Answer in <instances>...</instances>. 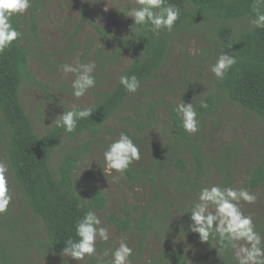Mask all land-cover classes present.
I'll return each instance as SVG.
<instances>
[{
	"label": "rangeland",
	"instance_id": "rangeland-1",
	"mask_svg": "<svg viewBox=\"0 0 264 264\" xmlns=\"http://www.w3.org/2000/svg\"><path fill=\"white\" fill-rule=\"evenodd\" d=\"M137 6L136 0H40L39 3H31L30 8L34 9V19L37 24L36 37L32 36L24 26V31L27 32L24 48L34 78L24 80L20 101L37 135L43 136L64 110L67 111L72 106L78 108L92 106L101 94L112 90L123 70L132 61L130 52L119 57L113 56V52L120 38H132L134 20L126 16L130 8ZM28 13L29 9L25 13L27 18H29ZM91 24L108 31L110 37L100 36ZM28 25L29 23L27 27ZM76 29L78 33L73 36ZM165 32L169 35L171 48L158 79L140 87L134 93V99L102 127L98 138L89 139V136L85 135L77 142L81 145L83 141L89 140L91 144H89V152L78 163L75 184L80 194L85 193L86 199L92 185H95L105 197L104 209L95 212L103 226L109 229L110 239L107 242L97 241V256L105 250L118 247L123 238L133 249L131 264H222V258L217 256L218 254L209 244L201 242L200 239L188 238L179 230V220L183 218L181 209L185 212L191 211L199 193L188 194L181 190L178 197L170 186L158 185L162 192L164 189L169 200L179 206L175 207L167 217L168 231L157 233L156 229L146 233L140 231L135 223L140 212L153 201L154 193L149 180L142 178L130 184L125 172L123 174L113 172L110 176H105L103 173L105 166L103 152L108 145L118 139L122 132L132 139L136 134L132 127L120 121L122 117L134 113L133 107L146 106L148 100L154 105L162 101L156 112V121L139 135L142 138L141 143L138 144L141 159L130 166L139 173L144 169L151 173V165L157 162V159L164 163L163 149H167L166 135H170L167 124V119L170 117L169 105L176 107L181 102L182 95L185 103L190 101L200 103L210 92L215 93L217 102L214 113L208 118L210 121L206 123L205 136L202 134L206 155L213 162H217L220 148L224 151L230 149L229 154L232 157L230 168L236 189H240L246 173L257 164V156L264 148V120L242 112L237 105L212 90L215 77L210 67L217 59L214 57L213 40L207 38L210 29L204 27L199 31L187 29ZM193 50H196V55H192ZM77 60L81 63L96 64L94 72L96 86L81 98L72 95L71 82L75 78L74 74H65L60 68L64 63L75 66ZM184 84L192 92L187 91L186 88V90L182 89L186 86ZM160 88H166L164 93L159 91ZM145 92L148 95H145ZM132 116L133 119L139 120L140 114ZM145 119H147L146 115H144ZM61 147L59 146L58 151L53 154L51 167L56 165ZM0 162L8 167L6 178L12 195L8 210L11 220L15 223L14 227L11 222L6 226L7 236L13 237V233H16L14 228L16 230L17 226L20 243L29 250L20 264H49L48 258L55 261L65 260L68 264H98L97 257L77 262L70 257H62L56 252L45 251L44 255L47 256L45 260L37 253L36 245L45 239L43 226L32 218L24 204L22 195L11 176L1 140ZM166 164L171 168L170 162ZM220 177L215 165L208 166L202 187L219 185ZM250 193L256 196L255 203L242 202L241 207L245 215L253 217L256 231L264 235V186ZM176 199L179 202H176ZM157 207L148 208L149 215L154 214ZM126 211L130 212L131 226L127 233H122L117 230L109 217L111 215L123 217V212ZM169 249H175L176 254L183 259V263L176 260ZM16 250L15 248L14 251ZM231 254L234 259L232 249ZM109 259H111L110 255L105 257V261ZM233 261L236 264L235 259Z\"/></svg>",
	"mask_w": 264,
	"mask_h": 264
},
{
	"label": "trees",
	"instance_id": "trees-1",
	"mask_svg": "<svg viewBox=\"0 0 264 264\" xmlns=\"http://www.w3.org/2000/svg\"><path fill=\"white\" fill-rule=\"evenodd\" d=\"M39 2L40 0H31L33 4ZM167 2L180 8V17L172 30L199 31L207 27L210 29L207 38L213 40L214 57L217 59L223 50L237 58V64L229 70L223 80L214 78L212 90L237 105L242 112L264 120V28H254L249 23V20L254 18L252 0H167ZM33 12L34 9L29 8V18L25 14L13 17L12 23L23 33L22 38L0 54V140L4 145L11 176L25 206L32 218L43 226L45 239L36 247L37 253L47 260L45 251L61 254L68 239H78L76 222L88 210L100 212L104 209L105 197L95 185L87 192L86 199L85 193L80 194L75 184L78 163L89 152L91 144L89 140L83 141L81 145L77 142L85 135H88L89 139L98 138L102 127L134 99V93L125 91L119 84V77L112 90L101 94L92 105L96 111L90 119L78 121L74 132L67 133L64 128L53 124L43 136L37 135L20 101L24 80L34 78L24 48V38L27 35L24 26L36 37L37 24ZM91 25L100 36L110 37L108 31ZM77 31L78 29L73 36L78 33ZM132 35V38H120L116 42L113 56L119 57L130 52L132 61L120 76L136 75L142 87L158 79L168 58L171 43L165 31L155 33L146 26H134ZM229 45L231 46L228 47ZM187 87L186 85L182 89L186 90ZM165 90L166 88H160L159 91L164 93ZM187 91L191 89L188 88ZM204 101L208 105L207 108L200 107V103H193L200 120L199 131L194 135L184 131L181 120L175 113L176 107L170 104L168 108L170 117L167 119L170 135H166L164 163L157 159V162L151 165V173L144 171L145 169L139 173L131 168L125 172L130 184L142 178L148 179L154 193L152 203L136 217L135 225L142 232L147 233L156 229L157 233L168 231L167 217L179 206L169 200L164 189L163 193L158 185L170 186L178 197L181 190L188 194H197L202 188L208 166L215 165L217 174L222 177L219 185L234 188L230 149L224 151L220 148L217 162H213L203 149L202 134L205 136L206 123L210 121L208 118L215 110L217 102L215 93L210 92ZM159 103L162 101L154 105L148 100L146 106L133 107L132 115L139 113V120L133 119L132 115L120 119L121 123L136 131L133 141L137 145L142 140L139 137L140 133L145 132L144 129L156 121ZM144 115L147 116L145 120ZM59 146H62L60 157L56 165L51 167L52 156L58 151ZM256 160L257 164L246 173L240 187L246 188L249 192L264 186V148ZM166 162H170L171 168L167 167ZM176 202L179 201L176 199ZM155 207L157 211L149 215L148 208ZM180 212L183 217L179 220L180 233L191 239H200L198 234L189 230L190 210L187 213L181 209ZM123 213V217L111 215L109 218L118 231L127 233L131 226L130 212ZM10 222L14 227L15 223L10 218L9 210L0 214V264H20L21 259L29 253L27 246L20 243L17 226L16 230L14 228L16 233H13V237L7 236L6 226ZM206 243L222 258V264H234L231 248H222L218 237L210 238ZM174 250L169 249L170 254L183 263V259ZM48 261L49 264H68L65 260L55 261L52 258H48Z\"/></svg>",
	"mask_w": 264,
	"mask_h": 264
},
{
	"label": "clouds",
	"instance_id": "clouds-1",
	"mask_svg": "<svg viewBox=\"0 0 264 264\" xmlns=\"http://www.w3.org/2000/svg\"><path fill=\"white\" fill-rule=\"evenodd\" d=\"M136 4L138 6L130 8L126 17L134 20V26H146L155 33L162 30L171 32L180 17V8L167 0H136ZM30 7L31 0H0V54L22 38L23 33L13 25L12 19L14 16L24 15ZM251 7L254 18L249 20L250 25L264 28V0H252ZM196 54V50H193L192 55ZM236 64L237 58L222 50L210 71L217 80H223ZM60 68L65 74H74L75 78L71 82L74 97H84L96 86L95 62L81 63L77 60L75 66L64 63ZM119 84L128 93H136L141 87L136 75L120 76ZM200 107L207 108L208 105L201 100ZM95 111L93 106H72L57 116L53 123L64 128L67 133H72L76 130L78 121L90 119ZM175 113L179 116L185 132L194 135L199 131V113L193 102L185 103L182 99L176 105ZM103 158L105 176H110L113 172L123 174L134 162L141 159V151L133 139L122 132L118 139L108 145L103 152ZM7 172L6 164L0 162V214L7 212L12 200ZM255 201L256 196L246 188L221 187L217 184L202 187L189 212V230L198 234L201 242L218 237L222 248L233 250L236 264H264V235L256 231L253 217L245 215L241 207L242 202L253 204ZM75 230L78 239L70 238L65 242L62 257H70L77 262L97 257L98 264H131L133 249L123 238L118 247L105 250L97 256V241H109L110 233L94 210H88L76 222ZM109 255L111 259L105 261V257Z\"/></svg>",
	"mask_w": 264,
	"mask_h": 264
}]
</instances>
